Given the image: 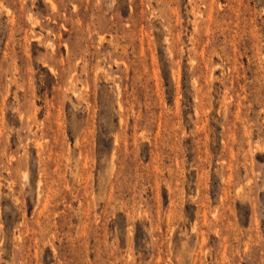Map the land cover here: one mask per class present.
<instances>
[{"label":"rangeland","instance_id":"obj_1","mask_svg":"<svg viewBox=\"0 0 264 264\" xmlns=\"http://www.w3.org/2000/svg\"><path fill=\"white\" fill-rule=\"evenodd\" d=\"M0 264H264V0H0Z\"/></svg>","mask_w":264,"mask_h":264}]
</instances>
